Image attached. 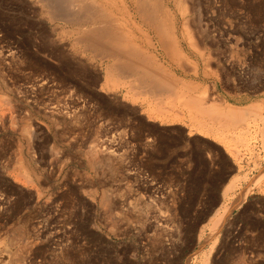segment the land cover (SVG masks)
Listing matches in <instances>:
<instances>
[{
  "label": "rangeland",
  "instance_id": "374dc122",
  "mask_svg": "<svg viewBox=\"0 0 264 264\" xmlns=\"http://www.w3.org/2000/svg\"><path fill=\"white\" fill-rule=\"evenodd\" d=\"M33 1L0 0V264H264V223L252 218L264 215V0H163L197 75L132 5L121 18L118 33L161 68L210 87L206 108L218 95L260 104L225 125L185 108L178 88L150 94L132 75H107L114 58L80 48Z\"/></svg>",
  "mask_w": 264,
  "mask_h": 264
},
{
  "label": "bare ground",
  "instance_id": "6f19581e",
  "mask_svg": "<svg viewBox=\"0 0 264 264\" xmlns=\"http://www.w3.org/2000/svg\"><path fill=\"white\" fill-rule=\"evenodd\" d=\"M178 1L180 2V0H178ZM33 2H36V1H33ZM40 2L42 3L41 6L44 7V10L47 13L48 19L50 21H54V22H56V24L57 23H61V24L63 23L65 25L71 27V29H69V30H71L73 32V34L75 35V37L72 36L75 40V43L76 44L80 43L79 47L82 44L85 47V49H87V50L89 49V51L92 50L95 52V54L97 53V50L99 48L100 49L102 48L103 50H105L103 52H106V54H107V55H105L104 58H110V59L114 58V62L111 61V64L106 65V68L104 69V70H106L107 75H113V74L115 75V73H118V72L119 73L121 72L124 74L126 73L130 76L132 75V77L133 76L136 77L135 81L137 79L138 84H140L141 87L143 86L144 89L143 88L142 89L144 91L150 92V94L153 92H156V90H160V89L162 90L163 88L168 87L167 89L165 88V90L168 91V93H167V96H168L170 91L171 92L173 91L172 94H175V93L177 94L179 92L178 90L180 89V92H179L180 95H177V96H180L181 98H183L182 100H184V103L186 102V104H188V107H185L186 105L184 107L185 108L190 107L189 109L192 108L193 109L192 111H195V113H197L199 111V113L201 112L202 115L205 114V116H206V114H207V116H211V119L209 117V119L211 120L210 121L211 123L213 121H217V122H222L223 125H225L226 124L225 122H227V121L230 122V120H236L235 121L236 123H237V120H238V122H240L241 120H245L244 113H242L245 110H249L254 114H256V113L259 114V112L261 110V106L259 103H251V104H248L244 107H237L235 105L223 102L221 97H219V95L213 100L214 103L211 102L210 107L206 108L205 106H207V105H205V103H206L207 95L209 94L208 91H209L210 87L203 86L201 88V84H199V83L191 82V81L187 82V81H184L180 77H176L174 73L170 72L167 68L166 69L161 68L160 65H158L155 61H153V59H151L149 56H147L148 55V54H146L147 52L142 47H140L137 43L133 42L130 38L131 36H129L126 33H124V34L118 33L119 26H120L121 21H122L121 18L124 19L125 14H128V15H129V13L131 14L132 10L130 11L129 7L132 5L133 11H134L133 17L135 19H138L141 23H143L147 26L149 25L150 27H152L155 30L156 36H157V38H159V42L161 43V45L163 47H165V51H167L168 55L171 57V60L173 59L175 61V63H177L178 66L180 65L182 68L185 67V65H189L190 71L196 73L195 75H197V71H198L197 64H195L188 57V55L183 51V49L180 46V43L178 42V40L176 38L177 19L174 15H172L171 11L169 9H167V6H165V4L163 3V0H40ZM183 2H181V3H183ZM189 2H191V1H189ZM127 4L129 5V7L127 6ZM187 4L188 3L183 4L181 6H178L179 5V3H178V5H177L179 7V11L182 14V16H183V14H185V12L187 13L186 9H189L187 7ZM186 15H184V16L186 17ZM186 18H185V20H186ZM185 20H184V22L182 20L183 33L186 35L189 45L192 48H194L195 44H194V41L192 40V37L190 35L188 25H187L188 23L186 22L188 20H186V21ZM194 20H195V18H194ZM53 24H55V23H53ZM142 34H143L144 38L146 39V42L149 44L150 40H148V39L150 37L145 32H142ZM76 44H75V47H76ZM75 47H71V48H73V50H75L76 52L79 51L78 50L79 48L75 49ZM83 49H81V50L83 51ZM103 52L101 54H103ZM97 56H98V54H97ZM82 57H84V56H82ZM93 57L95 58L94 55H93ZM94 58H93V60H94ZM90 59H92V58H90ZM72 60H73V58H72ZM209 61L206 63H210ZM92 64H93V62H92ZM95 64H97L96 61H95ZM206 65L208 66V64H206ZM203 66H204L203 67L204 70H202V71H203V74L205 76L207 72L205 71V65H203ZM207 66H206V68H209ZM95 69H96V67H95ZM86 70H88V69H86ZM122 76H124V75H122ZM119 80H120V78H119ZM114 84H115V82H114ZM140 85H139V87H140ZM177 88H178V90H177ZM200 88L202 90H200V94H199L198 89H200ZM193 92H197L199 95L197 94V96H193V94H191ZM144 93H146V92H144ZM188 94L189 95L191 94V95L189 96ZM167 96H165V97H167ZM180 97L175 98V99H179ZM209 97H210V95H209ZM169 99L170 98H168V101H169ZM171 100H173V99L171 98ZM177 102L179 103L180 100H178ZM179 104L182 105L183 102L179 103ZM67 105H68V103H67ZM181 105H179V106H181ZM189 109H187V110H189ZM262 110H264V109H262ZM68 112H69V110H68ZM76 112H78V111H76ZM72 114H74V113H72ZM260 114H261V112H260ZM198 115H200V114H198ZM207 116L205 119H208ZM262 116H264V115H262ZM260 117H261V115H260ZM197 118H198V116H197ZM222 123H219V124H222ZM226 127H227V125H226ZM227 186H228V184L226 185L225 188H227ZM248 194H249V189H244L236 197L237 199L230 206L223 208V211L221 212L219 217L216 216L217 218H215L216 220L214 221V226H213L214 231H216V229H218L219 227L222 226V224L225 222V220L229 217L232 209L239 208L245 202V200L247 199L246 196H248ZM218 210L219 209H217L215 211L214 215L217 214ZM213 229H212V232H213ZM6 249H7L6 247H3V246L0 247V257H2L3 255H5L7 253ZM203 261H205V259ZM206 263L207 262H205V264Z\"/></svg>",
  "mask_w": 264,
  "mask_h": 264
},
{
  "label": "trees",
  "instance_id": "16d2710c",
  "mask_svg": "<svg viewBox=\"0 0 264 264\" xmlns=\"http://www.w3.org/2000/svg\"><path fill=\"white\" fill-rule=\"evenodd\" d=\"M259 200H261V199H260L258 196H255V197H249L248 201L243 205V207L240 209V211L238 212V214L244 212L252 202H254V201H259ZM190 211H191V210H190ZM261 213H264V212H261ZM252 218L258 220V221L261 222V223H264V215H262V214H259V213L252 214ZM242 228H243V225H241V227L239 228V231H241ZM239 231H238V232H239ZM257 232H258V235H259L260 237L264 238V228L259 227ZM217 254H218V253H217V251H216V253L214 254V258L216 257ZM225 255H226V254H225Z\"/></svg>",
  "mask_w": 264,
  "mask_h": 264
},
{
  "label": "water",
  "instance_id": "95a60500",
  "mask_svg": "<svg viewBox=\"0 0 264 264\" xmlns=\"http://www.w3.org/2000/svg\"><path fill=\"white\" fill-rule=\"evenodd\" d=\"M213 212V211H212Z\"/></svg>",
  "mask_w": 264,
  "mask_h": 264
}]
</instances>
